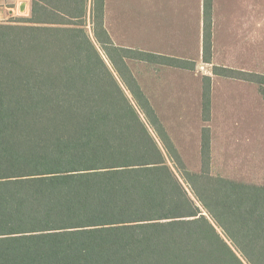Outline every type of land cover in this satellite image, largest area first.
<instances>
[{
    "label": "trees",
    "instance_id": "16d2710c",
    "mask_svg": "<svg viewBox=\"0 0 264 264\" xmlns=\"http://www.w3.org/2000/svg\"><path fill=\"white\" fill-rule=\"evenodd\" d=\"M103 12L31 0L0 23V264H264V185L212 175L204 129L202 168L186 169L128 66L178 60L114 46ZM209 102L207 85L204 120Z\"/></svg>",
    "mask_w": 264,
    "mask_h": 264
},
{
    "label": "rangeland",
    "instance_id": "374dc122",
    "mask_svg": "<svg viewBox=\"0 0 264 264\" xmlns=\"http://www.w3.org/2000/svg\"><path fill=\"white\" fill-rule=\"evenodd\" d=\"M117 1H108L112 21L108 29L116 45L179 62L177 67L134 61L128 66L186 169L198 173L202 168L199 140L204 129L211 141L213 160L209 172L246 184L264 185V86L214 74L217 68L220 74H224L223 69L244 72L246 79L248 75H264V0H211V48L207 54L203 53L204 0H170L172 11L173 7L191 10L190 25L187 28L186 23L181 38L176 36L184 23L179 27L177 23L161 26L158 0H146L141 33L145 41L136 37V0H122L121 18ZM27 17L3 10L0 23ZM86 30L91 32L89 23ZM207 85L209 119L204 120L202 101Z\"/></svg>",
    "mask_w": 264,
    "mask_h": 264
},
{
    "label": "crops",
    "instance_id": "0c3cea01",
    "mask_svg": "<svg viewBox=\"0 0 264 264\" xmlns=\"http://www.w3.org/2000/svg\"><path fill=\"white\" fill-rule=\"evenodd\" d=\"M108 1L109 0H104V12H103L104 28L107 31V33L109 34V37H110V39H111V41H112L114 46L127 48V47H124L122 45L118 46V45H116L113 42L114 41L113 40V35L110 32L111 29L110 30L108 29V25L109 24L111 25V23H112V21L109 20L110 19L109 18L110 17V13H109L110 10H109ZM121 2H122V0H119V2L117 1V4H116V9H117V12H119L118 14L120 15L119 16L120 18H121V12L119 10L122 8L121 7L122 6ZM158 2H159L158 6H160L161 8L159 9V12H157V16L160 19L161 26L166 24V23H167V25L176 24L177 23L176 26L179 27L180 23H184L183 29L180 28V30H178V28H177V30L179 31V36H176V37L181 38L182 37V33H183V35H185V27H186L185 25H186V23H187V28L190 25V20H191L190 19V16H191L190 8L186 9V7H183L181 9V7H178L176 9L175 7H173L175 10L172 11L169 8L170 0H158ZM145 3H146V0H136V3H135V7H136V9H135L136 37H137V39L143 40V41H145V37H144V34H141V33H143V31H144L143 27H144V16H145V5H146ZM30 8H31V0H0V10H2V11H0V14H2L3 10H5V11H7V13L9 15H14L15 12H16V13H20V14H23V15H26V16L30 17ZM153 12H154V10H153ZM153 12H152V16L156 13V12H154V13ZM178 17H183V20H177ZM139 51H142V50H139ZM142 52H145V51H142ZM146 53H152V54H155V55H160V54H156V53H153V52H146ZM160 56H164V55H160ZM262 76H264V75H262ZM199 152H200L199 156H201V154H202V151H201V139L199 140ZM210 155H211V141H210ZM210 155H209V159H210V165H211L212 155H211V157H210ZM210 173L212 175H215L217 177H222V178H225V176H226V175H221L219 173L217 174V172H211L210 171ZM244 184H246V183H244ZM247 185H256V184H247Z\"/></svg>",
    "mask_w": 264,
    "mask_h": 264
}]
</instances>
